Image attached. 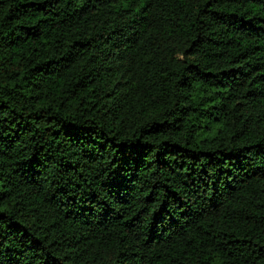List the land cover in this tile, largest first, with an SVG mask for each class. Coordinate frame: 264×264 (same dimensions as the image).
<instances>
[{
    "label": "trees",
    "instance_id": "1",
    "mask_svg": "<svg viewBox=\"0 0 264 264\" xmlns=\"http://www.w3.org/2000/svg\"><path fill=\"white\" fill-rule=\"evenodd\" d=\"M0 264H264V0H0Z\"/></svg>",
    "mask_w": 264,
    "mask_h": 264
}]
</instances>
